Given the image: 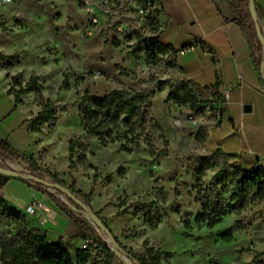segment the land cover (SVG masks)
<instances>
[{
    "label": "rangeland",
    "instance_id": "obj_1",
    "mask_svg": "<svg viewBox=\"0 0 264 264\" xmlns=\"http://www.w3.org/2000/svg\"><path fill=\"white\" fill-rule=\"evenodd\" d=\"M91 6L95 7L96 23L88 19ZM0 20L7 28L0 30V51L20 58V66L10 74L22 72L25 80L31 74L38 76L43 87L39 97L49 98L56 105L55 129L45 125L36 143L35 154L40 158L37 164L58 173L66 186L74 181V190L88 194V207L105 219L122 245L141 252L143 241L148 239L163 253V264H255L256 253H261L257 262H264V199L224 216L213 227L196 221L200 203L195 200L198 186L192 173L198 154L206 149L195 143L196 128L174 125V104L167 101V86L158 85L161 80L181 79L180 72L169 64V59L146 65L142 54L130 55L132 41L125 34L136 30L149 37L150 33L147 20L136 15L128 0H112L108 7L101 6L100 0H0ZM4 79L0 77V91ZM64 79L68 90L61 87ZM113 89L142 91L150 97L152 113L168 141L165 146L157 138L153 144L157 152H165L152 155L143 143L126 152L123 147L129 145L123 141L103 146L93 136H84L80 141L87 145L84 153L91 168H70L68 142L83 133L76 96L85 91L102 96ZM23 99L31 115L39 111L37 97L27 94ZM79 153L74 154V161ZM6 162L18 170L28 168L20 159ZM119 168L123 176L118 175ZM107 175L110 181H106ZM212 175L207 172L205 184L211 182ZM42 178L52 181L46 174ZM39 185L45 194L53 193L74 206L63 193ZM229 189L227 183H222L217 193L227 197ZM231 205L238 207L239 202ZM144 213L156 221L155 229L149 227ZM236 222L243 229L233 231L231 242H223L220 235ZM133 234L138 236L130 237ZM70 251H74L71 246ZM92 252L102 262L103 255L97 249ZM114 264L120 263L115 260Z\"/></svg>",
    "mask_w": 264,
    "mask_h": 264
},
{
    "label": "trees",
    "instance_id": "obj_2",
    "mask_svg": "<svg viewBox=\"0 0 264 264\" xmlns=\"http://www.w3.org/2000/svg\"><path fill=\"white\" fill-rule=\"evenodd\" d=\"M137 6L147 7L152 0H130ZM232 5L237 7L239 17L236 19L245 37L252 41L257 39L256 24H259L264 33V11L256 3L255 9L257 19L254 20L249 11L248 0H231ZM158 11L154 15L149 14L146 18L147 28L150 33L149 37L141 35L136 30H130L125 34L128 41H132L130 55L142 54L143 61L146 65H158L162 58L167 54L175 52L171 45L164 44L159 40L158 33L161 28ZM0 30L7 31L6 22L0 20ZM253 63L260 72V82L264 87V76L262 73V44L258 41V48L252 52ZM169 64L183 73L182 68H178L174 63ZM20 66L18 54H4L0 51V72L7 73L9 84L8 93L12 94L14 104H23V97L32 94L37 97L36 104L40 107L39 111L29 119V131L40 134L46 125L50 130H54L57 124V111L55 103L49 98L39 97L42 91V84L38 76L29 75L25 80L22 72L11 75L10 72ZM160 87L167 86V101L177 105L188 106L191 110L199 115L204 114L201 107L203 102L221 104L223 99L217 90L210 87H200L191 80L181 78L175 81L161 80L158 82ZM62 88L68 90L65 79L62 81ZM149 96L142 91L127 93L119 89H113L104 93L102 96H96L88 91L78 94V111L80 114V126L83 130L82 135L68 142V162L69 167L76 165L84 169L91 168V164L85 158V149L87 145L80 140L84 136H93L97 142L103 146L123 141L129 146L123 147V150L130 152L132 148H139L141 143L147 146L150 154H162L165 149L158 151L154 147V140L161 139L165 146L168 141L163 134L161 124L155 119ZM210 98V99H209ZM157 135H154V133ZM208 137V129L200 127L194 136L195 143L198 147L203 148V144ZM205 150V149H204ZM80 151L76 160H73L74 154ZM231 155L217 149L215 152L198 154L196 166L193 169V178L198 186L196 192V201L200 203V212L196 215V221L213 227L220 223L224 216L231 213H238L258 200L264 199V165L260 162L255 163L247 169H241L239 166L229 162ZM0 158L2 160L20 159L25 162L30 169V174L41 176L46 174L52 182L65 186L69 191L78 196L87 206L88 194L80 190H74V181L71 185L66 186L65 182L56 172L40 167L33 155L21 153L11 147L5 139H0ZM207 172H212L211 182L205 184L203 178ZM119 176H123L122 168L117 170ZM97 175H94V179ZM110 175L106 176V181H110ZM10 179L8 176L0 174V189ZM227 183L230 186L227 197H222L217 193L219 184ZM52 202L65 214L77 227L78 234L81 238L92 239V243L86 249L77 248L73 253L68 249L65 242L61 239L57 243H49L46 234L41 229L29 228L26 225V215L17 208L10 205L0 195V219L8 222L6 230L0 231V264H114L118 261L120 264H163V253L149 244V240L143 241L141 252H132L113 235L107 226L103 217L97 212L94 214L100 218L102 223L111 232L117 250L128 258L129 263H125L117 256L108 246L106 241L101 237L98 230L91 227L80 215H77L63 201L57 198L53 193H47ZM68 198V197H67ZM69 199V198H68ZM70 200V199H69ZM74 206L76 203L70 200ZM233 202H239V206L231 205ZM146 221L151 229L157 227V223L148 213H144ZM184 226L189 227L188 220L184 221ZM240 222H236L233 227L220 235L223 242L233 240V231L242 230ZM133 234L130 237H137ZM93 249H97L102 255V262L95 259ZM261 253L255 254V264H264L257 262V257Z\"/></svg>",
    "mask_w": 264,
    "mask_h": 264
},
{
    "label": "crops",
    "instance_id": "obj_3",
    "mask_svg": "<svg viewBox=\"0 0 264 264\" xmlns=\"http://www.w3.org/2000/svg\"><path fill=\"white\" fill-rule=\"evenodd\" d=\"M158 1L159 40L175 50L164 58L182 68V78L200 87L229 90V98L221 106L220 120L208 124L205 149H221L231 155L229 162L241 169L264 163V87L252 56L258 41L245 37L236 21L237 7L231 0ZM256 3L264 11V0ZM182 48L186 49L183 53L179 52ZM0 77L6 78L0 91V139L21 153L32 154L39 163L35 149L40 134L29 131L32 110L26 109L24 102L14 104L12 94L8 93L7 73L0 72ZM0 195L26 215L29 228L43 230L49 243L62 239L69 250L70 246L73 250L81 248L84 239L76 225L39 187L11 177L0 189ZM35 199L42 202V207L35 214H28L27 206ZM7 226L8 222L0 219V231Z\"/></svg>",
    "mask_w": 264,
    "mask_h": 264
},
{
    "label": "built area",
    "instance_id": "obj_4",
    "mask_svg": "<svg viewBox=\"0 0 264 264\" xmlns=\"http://www.w3.org/2000/svg\"><path fill=\"white\" fill-rule=\"evenodd\" d=\"M4 3H11L12 0H3ZM112 3V0H100V5L103 7H108ZM129 5L133 7L135 10V13L137 16L147 18L149 14L154 15L156 11L159 10V1L158 0H152V2L148 3L147 7H141L134 4V2L128 0ZM88 19L91 23H96L98 21L96 17V11L95 7L91 6L89 7L87 11ZM186 49L182 48L179 52L183 53ZM212 90H217L218 88L215 86L210 87ZM221 98L223 99V102L221 104H214L211 103V99L209 101L203 102L201 104V107L204 110L203 115H199L197 112L191 110L188 106L185 105H173V111H172V119L173 123L176 126L184 127V126H190L196 129H199L200 127H206L208 129V124H215L217 123L221 118V106L224 102H226L229 98V90L225 89L221 92ZM262 163V162H260ZM264 165V163H262ZM9 165L7 164L6 160H2L0 158V169L6 168ZM14 167V166H13ZM15 168V167H14ZM17 169V168H15ZM18 170V169H17ZM19 171L30 174V169L23 167ZM33 186L40 187V185L33 181H28ZM42 207V202L39 199H35L32 202H30L27 206V213L28 214H35L40 210ZM92 243V239L88 238L85 239L81 245L82 249H86L89 244Z\"/></svg>",
    "mask_w": 264,
    "mask_h": 264
},
{
    "label": "water",
    "instance_id": "obj_5",
    "mask_svg": "<svg viewBox=\"0 0 264 264\" xmlns=\"http://www.w3.org/2000/svg\"><path fill=\"white\" fill-rule=\"evenodd\" d=\"M249 3V11L254 20L257 19L256 9H255V0H248ZM256 35L258 41L262 44V73L264 76V33L260 27L259 24H256ZM248 109V107L246 108ZM0 174L8 177H14V178H21L27 181H33L38 184H41L43 186H47L49 188H53L54 190H57L61 193H63L66 197H68L71 201L76 203L81 209L77 210L74 206L66 203L72 210H76L80 213V215L84 218H86L87 222L92 224L96 230L101 232L105 237L103 238L106 243L108 244L109 248L117 255L119 256L125 263H127L128 258L124 255H121V253L117 250L116 244L113 240L111 232L106 228V226L102 223L100 218L96 216L90 208L78 197H76L74 194H72L69 189L65 186H62L58 183L48 181L45 178H42L40 176L32 175V174H25L17 169H15L13 166H8L6 168L0 169Z\"/></svg>",
    "mask_w": 264,
    "mask_h": 264
}]
</instances>
